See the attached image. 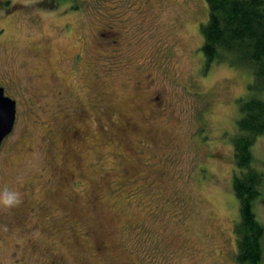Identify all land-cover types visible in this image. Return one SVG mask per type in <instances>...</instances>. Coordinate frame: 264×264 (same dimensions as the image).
I'll list each match as a JSON object with an SVG mask.
<instances>
[{"label": "rangeland", "instance_id": "obj_1", "mask_svg": "<svg viewBox=\"0 0 264 264\" xmlns=\"http://www.w3.org/2000/svg\"><path fill=\"white\" fill-rule=\"evenodd\" d=\"M207 18L206 0H0L17 101L0 190L22 197L0 207V264H237L232 138L254 77L206 67ZM252 151L264 173V134Z\"/></svg>", "mask_w": 264, "mask_h": 264}, {"label": "trees", "instance_id": "obj_2", "mask_svg": "<svg viewBox=\"0 0 264 264\" xmlns=\"http://www.w3.org/2000/svg\"><path fill=\"white\" fill-rule=\"evenodd\" d=\"M208 18L201 24L206 67L214 61L250 70L255 95L239 99L238 131L232 138L235 163L232 188L239 201L234 225L237 264H262L264 226L254 202L262 193L264 173L255 165L252 147L264 134V0H206Z\"/></svg>", "mask_w": 264, "mask_h": 264}, {"label": "water", "instance_id": "obj_3", "mask_svg": "<svg viewBox=\"0 0 264 264\" xmlns=\"http://www.w3.org/2000/svg\"><path fill=\"white\" fill-rule=\"evenodd\" d=\"M16 119V102L14 99L4 94V89L0 87V146L13 129Z\"/></svg>", "mask_w": 264, "mask_h": 264}, {"label": "clouds", "instance_id": "obj_4", "mask_svg": "<svg viewBox=\"0 0 264 264\" xmlns=\"http://www.w3.org/2000/svg\"><path fill=\"white\" fill-rule=\"evenodd\" d=\"M22 203V197L18 191L11 190L7 187L0 190V207L12 209Z\"/></svg>", "mask_w": 264, "mask_h": 264}, {"label": "flooded vegetation", "instance_id": "obj_5", "mask_svg": "<svg viewBox=\"0 0 264 264\" xmlns=\"http://www.w3.org/2000/svg\"><path fill=\"white\" fill-rule=\"evenodd\" d=\"M0 87H2V88L4 89V94H5V95H7V96H9L10 98H12V99L15 100L16 105H17V101H16V99L13 97V95L7 93L6 85L0 82ZM16 116H17V110H16ZM15 120H16V119H15ZM14 124H15V123H14ZM13 127H14V126H13ZM10 133H11V132H10ZM10 133H9V134H10ZM9 134H8V135H9ZM8 135H7V136H8ZM7 136H5V138H6ZM5 138H4V139H5ZM4 139H3V141H4ZM3 141H2V143H1L0 149H1L2 145H3Z\"/></svg>", "mask_w": 264, "mask_h": 264}]
</instances>
